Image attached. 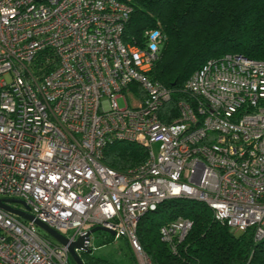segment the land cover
<instances>
[{"label": "built area", "instance_id": "obj_1", "mask_svg": "<svg viewBox=\"0 0 264 264\" xmlns=\"http://www.w3.org/2000/svg\"><path fill=\"white\" fill-rule=\"evenodd\" d=\"M131 10L123 0H0V197L23 199L20 208L71 240L110 228L138 264H155L138 220L171 197L203 200L229 230L252 227L261 239L264 59H207L170 111L172 88L149 74L163 36L149 28L143 45L125 42ZM117 140L143 144L145 160L125 171L104 164ZM191 226L178 216L161 239L177 252ZM69 256L34 220L0 207V264Z\"/></svg>", "mask_w": 264, "mask_h": 264}, {"label": "trees", "instance_id": "obj_2", "mask_svg": "<svg viewBox=\"0 0 264 264\" xmlns=\"http://www.w3.org/2000/svg\"><path fill=\"white\" fill-rule=\"evenodd\" d=\"M123 1L132 7L123 30L125 42L143 45L144 32L149 28H157L163 36L149 74L172 88L166 104L170 111H175L180 99L189 98L184 82L207 59L228 51L264 59V0ZM146 156L143 144L117 140L105 146L102 162L125 171ZM178 216L190 218L192 226L173 252L161 239L160 227ZM137 233L155 264H264V236L255 240L252 227L240 232L229 230L206 202L196 198L162 200L140 217ZM115 238L109 234L102 244ZM80 255L85 264H138L132 250L126 263L95 254L93 248L81 250Z\"/></svg>", "mask_w": 264, "mask_h": 264}, {"label": "water", "instance_id": "obj_3", "mask_svg": "<svg viewBox=\"0 0 264 264\" xmlns=\"http://www.w3.org/2000/svg\"><path fill=\"white\" fill-rule=\"evenodd\" d=\"M11 202H20L24 206H27L25 201L21 198L17 197H0V207L3 209H6L24 219L34 220L36 225L41 228L46 234L52 236L55 240L58 242L64 244L67 246L68 252L71 255V257L74 259L76 264H85L79 250H86L91 251L92 247L89 246L88 241L90 240V234L96 230V229H102L109 231L110 233L114 234V231L110 228H107L102 225H97L95 227H92L90 230H88L86 233L78 235L76 239H69L66 235L58 231L57 229L49 226L46 222L41 221L38 218H35L33 214L28 212L25 209H22L20 207H16L11 204Z\"/></svg>", "mask_w": 264, "mask_h": 264}, {"label": "rangeland", "instance_id": "obj_4", "mask_svg": "<svg viewBox=\"0 0 264 264\" xmlns=\"http://www.w3.org/2000/svg\"><path fill=\"white\" fill-rule=\"evenodd\" d=\"M118 103L120 106L124 105V101L122 98L118 99ZM153 148L157 149V144H153ZM12 205H16L18 207H24V205L20 202H11ZM110 233L109 231L96 229L91 235V247L93 248V252L98 255L107 256L113 260L126 263L129 261L130 250L125 242L123 237H116L113 241L103 243L105 237ZM100 244V245H99ZM81 250H79V253ZM70 264H76L74 259L69 256Z\"/></svg>", "mask_w": 264, "mask_h": 264}, {"label": "crops", "instance_id": "obj_5", "mask_svg": "<svg viewBox=\"0 0 264 264\" xmlns=\"http://www.w3.org/2000/svg\"><path fill=\"white\" fill-rule=\"evenodd\" d=\"M123 238H124V237H123ZM124 239H125V242H126V244H127V246H128L129 243H127V241H126L127 239H126V238H124ZM128 248H129V250H132L131 247L128 246ZM132 252H133V251H132Z\"/></svg>", "mask_w": 264, "mask_h": 264}]
</instances>
